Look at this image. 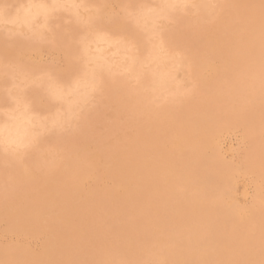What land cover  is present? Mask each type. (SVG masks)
<instances>
[{"label": "rangeland", "instance_id": "rangeland-1", "mask_svg": "<svg viewBox=\"0 0 264 264\" xmlns=\"http://www.w3.org/2000/svg\"><path fill=\"white\" fill-rule=\"evenodd\" d=\"M70 1L73 0H0V6L3 7L0 8V124L9 125L13 120L20 119L25 113L24 108L25 111L32 110L33 116L27 125L29 135L27 143L9 144L0 138L2 145L0 146V264H49L48 260L42 258L45 249H48V252L46 250L48 254L57 253L53 255L57 258L54 261L52 258V264H183L181 260L187 248L194 241L198 239L204 241L208 237L204 229L208 230L211 226L214 229H229L223 211L224 206L226 208L229 205L241 213H246L253 207V220L256 221V225L259 222L256 226L258 228L242 227L243 230L237 234L241 244L245 245L243 249L245 252L241 253L235 264H247L248 261V264H257L256 262L264 264V244H261L264 242V0H179L165 7L166 4L162 0ZM49 3L58 5L53 7ZM84 3L89 6H84ZM37 5L50 6V12L36 14L35 18L33 16L24 23L19 14L32 9L34 11ZM178 5L182 6L179 8ZM22 6L23 13L20 12ZM161 8H163L162 12ZM96 9L99 15L101 14V18ZM150 17L154 21L148 20L151 19ZM5 18H8L7 21L4 20ZM166 19L168 21L165 23ZM95 25L99 28V32ZM118 26L120 29H116ZM40 30L41 34L38 33ZM74 30L78 34L73 35ZM123 41L125 42L122 43ZM209 45H212V49ZM61 47L63 50L66 49L63 51ZM15 48L20 50L17 52ZM21 48L28 50L27 53ZM78 48L82 50L79 51ZM131 48L135 51H131ZM148 49L151 52H148ZM92 56L97 58L94 59ZM13 57L19 61L17 62ZM24 64L27 68H23ZM31 66L32 68L29 69ZM96 68L98 71L95 70ZM95 72L98 74L96 75ZM167 73H170L171 77ZM219 74L220 77L217 79L216 75ZM72 75L76 77L71 78ZM159 76L165 78V84L161 88L157 87ZM54 78L57 82H54L56 81ZM89 78L92 80L88 81ZM71 82L80 84L79 87L83 86L73 89V94H66L68 97L65 96L64 101L54 98L57 88L67 84L73 86L74 83ZM61 83L63 85H60ZM45 84H47L46 88ZM50 86H53L52 89ZM75 90L78 94L81 92L79 94L81 97L77 93L75 97ZM72 95L76 102L72 100ZM161 96L163 99H159L162 98ZM43 101H47L48 104ZM68 103H70L69 110L66 108ZM53 110L58 111L56 113ZM8 111L11 114H8ZM5 115L14 119L9 117L8 119ZM42 115L45 120L42 119ZM54 116L58 117L59 121ZM56 121L57 123H54ZM39 122L41 125H38ZM201 138L208 139L207 147L212 150L206 147L208 151L201 153H204L206 158L208 157L206 155H209L212 159L211 163L214 162V166L208 162L210 164L206 169L212 168L209 173H226L225 175L228 176L224 175L223 180L214 179L215 181L210 182L207 179V181L205 178L210 175L205 177V169L197 167L194 163L196 159L192 160L194 157L190 152L195 150L192 145ZM91 152H94L95 158ZM172 165H174L173 171L169 172ZM228 167L232 168L229 170ZM244 176L246 178H242ZM133 177H136L134 182ZM120 182L130 183L129 187L133 191L127 196L115 197L113 193ZM135 182L136 185H133ZM222 191L225 194L222 195ZM175 208L180 210L176 211ZM39 210L40 212H37ZM258 233L260 236L257 235ZM46 243L49 244L46 246ZM65 243H68V247ZM61 244L65 245L66 250H62ZM48 245L53 246L48 247ZM157 246L159 249H156ZM54 247H57V250H54ZM172 249L174 253L171 252ZM252 249L257 250L258 253L255 254ZM26 252L28 255L24 254ZM259 252L260 256H258ZM35 255L39 259L35 258ZM169 259L172 260L168 261ZM217 264H225V262L219 261Z\"/></svg>", "mask_w": 264, "mask_h": 264}, {"label": "bare ground", "instance_id": "bare-ground-1", "mask_svg": "<svg viewBox=\"0 0 264 264\" xmlns=\"http://www.w3.org/2000/svg\"><path fill=\"white\" fill-rule=\"evenodd\" d=\"M12 1V0H11ZM36 1V0H35ZM50 1V0H49ZM74 1V0H73ZM73 1H70V2H73ZM85 1V0H84ZM105 1H107V0H105ZM196 1V0H195ZM198 1V0H197ZM9 2V1H8ZM31 2V1H30ZM59 2V1H58ZM69 2V1H68ZM68 2H67V4H68ZM77 2V1H76ZM162 2L164 3V4H166V5H164V7L165 6H167V5H171V4H174V3H177V2H179V0H162ZM184 2V1H183ZM183 2H181V3H183ZM46 3V2H45ZM81 3V2H80ZM105 3V2H104ZM107 3V2H106ZM110 3V2H109ZM158 3V2H157ZM162 3V4H163ZM187 3V2H186ZM3 4V3H2ZM5 4V3H4ZM9 4V3H8ZM8 4H5V5H8ZM44 4V3H43ZM47 4V3H46ZM49 4H52V6L54 7V6H56V5H58V4H56V5H53V3H49ZM60 4H62V3H60ZM116 4H118V3H116ZM179 4V3H178ZM1 5V4H0ZM34 5V4H33ZM32 5V6H33ZM81 5V4H80ZM80 5H77V6H79V7H81ZM110 5V4H109ZM119 5V4H118ZM160 5H161V3H160ZM201 5H202V3H201ZM4 6V5H3ZM62 6V5H61ZM69 6V5H68ZM84 6H89V5H85V3H84ZM91 6V5H90ZM105 6V5H104ZM176 6V5H175ZM179 6V5H178ZM177 6V7H178ZM182 6V5H181ZM181 6H179V8L181 7ZM184 6V5H183ZM8 7V6H7ZM21 7V6H20ZM24 7H25V5H24ZM27 7V6H26ZM29 7V6H28ZM57 7V6H56ZM101 7H103V6H101ZM113 7H114V5H113ZM120 6H118V8H119ZM147 7V6H146ZM174 7V6H173ZM0 8H3L2 6H0ZM16 8V7H15ZM14 8V9H15ZM72 8V7H71ZM84 8V7H83ZM94 8V7H93ZM104 8H106V7H104ZM144 8V7H143ZM148 8H150V7H148ZM166 8H168V7H166ZM198 8V7H197ZM8 9V8H7ZM6 9V10H7ZM18 9H20V8H18ZM28 9V8H27ZM52 9V8H51ZM62 9V8H61ZM64 9V8H63ZM69 9H70V6H69ZM74 9H76V8H74ZM82 9V8H81ZM95 9V8H94ZM100 9V8H99ZM103 9V8H102ZM162 9L163 8H161V12H162ZM199 9V8H198ZM209 9V8H208ZM5 10V11H6ZM21 10H23V6H22V8L20 9V12H22ZM60 10V9H59ZM65 10V9H64ZM72 10V9H71ZM83 10V9H82ZM169 10H171L172 11V9H170L169 8ZM175 10H177V9H175ZM178 10H181V9H178ZM4 11V10H3ZM9 11V10H8ZM16 11V10H15ZM25 11V10H24ZM66 11V10H65ZM68 11V10H67ZM74 11V10H73ZM76 11V10H75ZM102 11V10H101ZM145 11V10H144ZM156 11H157V9H156ZM155 11V12H156ZM158 11H159V7H158ZM202 11V10H201ZM7 12V11H6ZM14 12V11H13ZM17 12V11H16ZM48 12H50V6L49 7H46V6H44V5H37V6H35L34 7V11H33V9H32V11H26V12H22L23 14H19L20 15V17H21V20L22 21H24V23L26 22L27 23V21L31 18V17H33L34 15H36V14H39V13H44V14H48ZM72 12V11H71ZM96 12H97V14L99 15V13H98V11H97V9H96ZM175 12V11H174ZM208 12V11H207ZM2 13V12H1ZM5 13V12H4ZM8 13V12H7ZM17 13H19V12H17ZM54 13L55 12H53V15H54ZM80 13H81V11H80ZM82 13H83V11H82ZM120 13H121V11H120ZM140 13H141V11H140ZM139 13V14H140ZM145 13V12H144ZM148 13V12H147ZM151 14H152V11L150 12ZM153 13H154V9H153ZM160 13V12H159ZM173 13V12H172ZM12 14V13H11ZM11 14H9V15H11ZM16 14V13H15ZM15 14H13V15H15ZM52 14V13H51ZM72 14H73V12H72ZM150 14V15H151ZM163 14H165V13H163ZM2 15H4V14H2ZM1 15V16H2ZM76 15V14H75ZM80 15V14H79ZM81 15H83V14H81ZM101 15V14H100ZM99 15V16H100ZM144 15V14H143ZM142 15V16H143ZM149 15V14H148ZM171 15V14H170ZM4 16H7L8 17V15H4ZM93 16V15H92ZM96 17H97V15H95ZM94 16V17H95ZM119 16V15H118ZM141 16V15H140ZM146 16V15H145ZM152 17H153V15H151ZM167 16H168V14H167ZM15 17V16H14ZM47 17V16H46ZM49 17H50V14H49ZM48 17V18H49ZM81 17V16H80ZM79 17V18H80ZM120 17V16H119ZM155 17V16H154ZM159 17V16H158ZM161 17V16H160ZM170 17V16H169ZM168 17V18H169ZM4 18V17H3ZM10 18V17H9ZM11 18H13L12 16H11ZM34 18H35V16H34ZM41 18V17H40ZM77 18V17H76ZM98 19H99V17H97ZM100 18H101V16H100ZM139 18V17H138ZM146 18V17H145ZM151 18V17H150ZM165 18V17H164ZM163 18V19H164ZM2 19V18H1ZM6 19H8V18H5L4 20H6ZM14 19V18H13ZM78 19V18H77ZM3 20V21H4ZM15 20V19H14ZM36 20V19H35ZM38 20H39V18H38ZM122 20V19H121ZM136 20V19H135ZM148 20H153V18H151V19H148ZM7 21V20H6ZM12 21V20H11ZM20 21V20H19ZM31 21V20H30ZM29 21V22H30ZM45 21V20H44ZM82 21V20H81ZM98 21H100V20H98ZM114 21H115V19H114ZM113 21V22H114ZM137 21V20H136ZM135 21V22H136ZM154 21V20H153ZM166 21H168L167 19L165 20V23H166ZM10 22V21H9ZM37 22V21H36ZM35 22V23H36ZM39 22H41V21H39ZM117 22V21H116ZM115 22V23H116ZM121 22H123V20L121 21ZM44 23H46V22H44ZM96 23V22H95ZM114 23V24H115ZM139 23V22H138ZM142 23H144V22H142ZM150 23V22H149ZM11 24V23H10ZM20 24H22V23H20ZM29 24V23H28ZM33 24H34V20H33ZM38 24V23H37ZM43 24V23H42ZM46 24H48V23H46ZM92 24H93V22H92ZM121 24V23H120ZM17 24H15V26H16ZM88 25H90V24H88ZM87 25V26H88ZM94 25V24H93ZM103 25V24H102ZM121 25H123V24H121ZM151 25V24H150ZM149 25V26H150ZM22 26V25H21ZM97 26H99V25H97ZM124 26V25H123ZM122 26V27H123ZM140 26H141V24H140ZM164 26V25H163ZM10 27V26H9ZM14 27V26H13ZM17 27V26H16ZM24 27H25V25H24ZM37 27V26H36ZM47 27H48V25H47ZM95 27H96V25H95ZM94 27V28H95ZM151 27H152V25H151ZM156 27V26H155ZM4 28H7V27H4ZM12 28V27H11ZM15 28V27H14ZM26 28V27H25ZM92 28V27H91ZM97 28V27H96ZM107 28V27H106ZM140 28V27H139ZM153 28V27H152ZM10 29V28H9ZM33 29V28H32ZM80 29V28H79ZM98 29L99 28H97V31H98ZM109 29V28H108ZM116 29H120L119 28V26H118V28H116ZM151 29V28H150ZM158 29V28H157ZM12 30V29H11ZM14 30V29H13ZM33 30H35V29H33ZM77 30H78V27H77ZM81 30V29H80ZM83 30H85V29H83ZM89 30H91V29H89ZM95 30V29H94ZM126 30V29H125ZM36 31V30H35ZM35 31H33V32H35ZM46 31V30H45ZM48 31V30H47ZM85 31H87V30H85ZM92 31V30H91ZM100 31V30H99ZM98 31V32H99ZM113 31V30H112ZM145 31V30H144ZM143 31V32H144ZM10 32V31H9ZM101 32H102V30H101ZM104 32H105V30H104ZM130 32V31H129ZM32 33V32H31ZM36 33V32H35ZM39 34H41V30H40V32H38ZM45 33V32H44ZM49 33V32H48ZM48 33L46 34V35H48ZM74 33H76V34H78L77 32H75V30H74V32H73V35H74ZM109 33V32H108ZM108 33H105L106 35L108 34ZM121 33V32H120ZM127 33H128V31H127ZM126 33V34H127ZM144 33H146V32H144ZM156 33V32H155ZM11 34V33H10ZM15 34V33H14ZM98 35H101V34H99V33H97ZM96 34V35H97ZM125 34V35H126ZM152 34H153V32H152ZM160 34V33H159ZM12 35V34H11ZM42 35H43V33H42ZM42 35H40V36H42ZM82 35H83V32H82ZM91 35V34H90ZM94 35V34H93ZM97 35V36H98ZM109 36H110V34H108ZM114 35H116V34H114ZM143 35V34H142ZM148 35H150V34H148ZM39 36V35H38ZM80 36V35H79ZM102 36V35H101ZM113 36V35H112ZM132 36V35H131ZM136 36H137V34H136ZM155 36V35H154ZM154 36H153V39H154ZM157 36V35H156ZM75 37V36H74ZM90 37V36H89ZM95 37V36H94ZM119 37V36H118ZM134 38H135V36H133ZM147 37V36H146ZM145 37V38H146ZM160 37V36H159ZM158 37V38H159ZM47 38H48V36H47ZM79 38V37H78ZM84 38V37H83ZM93 38V37H92ZM97 38V37H96ZM106 38H109V37H106ZM114 38H115V36H114ZM134 38H132L133 40H134V42H135V39ZM139 38V37H138ZM167 38V37H166ZM207 38V37H206ZM212 38H214V37H212ZM14 40L16 39V38H13ZM81 39V38H80ZM88 40H89V38H87ZM87 39H85V40H87ZM99 39H100V37H99ZM102 39V38H101ZM105 39V38H104ZM121 39V38H120ZM131 39V40H132ZM142 39V38H141ZM106 40V39H105ZM104 40V41H105ZM108 40V39H107ZM106 40V41H107ZM111 40H112V38H111ZM114 40V39H113ZM209 40H211L210 38H209ZM213 41H214V39H212ZM216 40V39H215ZM78 41V40H77ZM80 41V40H79ZM92 42H93V39L91 40ZM138 41V40H137ZM136 41V42H137ZM139 41H140V39H139ZM138 41V42H139ZM212 41V42H213ZM75 42V41H74ZM89 42H90V40H89ZM102 42V41H101ZM110 42V41H109ZM113 42H115V41H113ZM118 42H119V39H118ZM121 42V41H120ZM125 41H123L122 43H124ZM131 42V41H130ZM156 42H158V41H156ZM164 42V41H163ZM80 43V42H79ZM81 43H83V42H81ZM91 43V42H90ZM104 43H106V42H104ZM160 43H162V42H160ZM211 43V42H210ZM214 43V42H213ZM55 44V43H54ZM65 44H67V43H65ZM108 44V43H107ZM116 44V43H115ZM150 44V43H149ZM152 44V43H151ZM166 44V43H165ZM74 45V44H73ZM94 45V44H93ZM108 45H110V44H108ZM113 45V44H112ZM124 45V44H123ZM133 45H135V44H133ZM213 45H215V44H213ZM16 46V45H15ZM14 46V47H15ZM64 46V45H63ZM82 46H83V44H82ZM89 46V45H88ZM111 46V45H110ZM114 46V45H113ZM151 46V45H150ZM161 46V45H160ZM170 46V45H169ZM169 46H167V47H169ZM210 46V45H209ZM212 46V45H211ZM210 46V47H211ZM13 47V48H14ZM17 47H19V46H17ZM65 47H67V46H65ZM64 47V48H65ZM75 47H77V46H75ZM87 47V46H86ZM92 47H94V46H92ZM103 47H105V46H103ZM117 47V46H116ZM126 47V46H125ZM143 47H145V46H143ZM147 47V46H146ZM209 47V48H210ZM264 47V46H263ZM13 48H11L12 50H13ZM59 47L57 46V49H58ZM62 48V47H61ZM70 48H73L72 46H70ZM69 48V49H70ZM100 48V46L98 47V49ZM113 48V47H112ZM118 48V47H117ZM140 48H142V47H140ZM154 48V47H153ZM158 48V47H157ZM10 49V50H11ZM22 49V48H21ZM66 49V48H65ZM64 49V50H65ZM68 49V48H67ZM86 49H88V48H86ZM90 49V48H89ZM115 49V48H114ZM119 49V48H118ZM121 49H124L123 47H121ZM127 49V48H126ZM132 49V48H131ZM138 49V48H137ZM142 49H144V48H142ZM169 49H171V48H169ZM211 49H212V47H211ZM8 50V49H7ZM15 50H17V48H15ZM20 50V49H19ZM19 50H17V52L19 51ZM22 50H24L25 51V49H22ZM27 50V49H26ZM61 50H63V48L61 49ZM63 50V51H64ZM78 50H79V48H78ZM82 50V49H81ZM81 50H79V51H81ZM84 50H85V48H84ZM92 49H90V51H91ZM103 50V49H102ZM110 50V49H109ZM134 49H132L131 51H133ZM140 50V49H139ZM139 50H138V52H139ZM149 51L148 52H151L150 51V49H148ZM155 50V49H154ZM163 50V49H162ZM28 51V50H27ZM27 51H25L26 53H27ZM59 51V50H58ZM72 51V50H71ZM73 51H74V49H73ZM76 51V50H75ZM78 51V52H79ZM86 51V50H85ZM88 51V50H87ZM95 51V50H94ZM135 51V50H134ZM142 52H143V50H141ZM144 51H145V49H144ZM147 51V50H146ZM164 51H165V49H164ZM213 51V50H212ZM261 51H262V49H261ZM7 52V51H6ZM8 52H11V51H8ZM92 52V51H91ZM96 52V51H95ZM114 52H116V51H114ZM130 52V51H129ZM147 52V53H148ZM161 52V51H160ZM167 52V51H166ZM170 53H171V51H169ZM168 52V53H169ZM209 52V51H208ZM21 53V52H20ZM60 53V52H59ZM59 53H58V55H59ZM76 53V52H75ZM83 53V52H82ZM101 53V52H100ZM104 53H105V51H104ZM103 53V54H104ZM127 53V52H126ZM146 53V52H145ZM163 53V52H162ZM165 53V52H164ZM173 53H174V51H173ZM211 53V52H210ZM13 54H14V50H13ZM16 54V53H15ZM23 54H24V52H23ZM52 53H50V55H51ZM85 54V53H84ZM102 54V55H103ZM113 54V53H112ZM115 54V53H114ZM134 54H136V53H134ZM138 54V53H137ZM5 55H7V54H5ZM28 55V54H27ZM73 55V54H72ZM94 55H97V54H94ZM118 55V54H117ZM129 55H131L130 53H129ZM133 55V54H132ZM138 55H140V54H138ZM137 55V56H138ZM149 55V54H148ZM147 55V56H148ZM166 55H168L167 53H166ZM171 55V54H170ZM14 56V55H13ZM16 56V55H15ZM20 56V55H19ZM25 56V55H24ZM56 56V55H55ZM62 56V55H61ZM64 56V55H63ZM62 56V57H63ZM67 57H68V55H66ZM70 56V55H69ZM87 56V55H86ZM85 56V57H86ZM89 56V55H88ZM98 56V55H97ZM112 56V55H111ZM121 56V55H120ZM136 56V55H135ZM156 56H158V55H156ZM213 56V55H212ZM12 57V56H11ZM11 57H9L10 59H11ZM17 57V56H16ZM16 57H13V58H16ZM30 57V56H29ZM93 57V56H92ZM96 57V56H95ZM95 57H93L94 59H95ZM118 57V56H117ZM134 57V56H133ZM149 57V56H148ZM165 57V56H164ZM169 57V56H168ZM8 58V59H9ZM22 58H24V57H22ZM89 58H90V56H89ZM89 58H87L86 57V59H89ZM92 58V59H93ZM97 58V57H96ZM99 58H101L102 59V57H100L99 56ZM98 58V59H99ZM108 58H109V56H108ZM114 58V57H113ZM122 58V57H121ZM121 58H120V60H121ZM126 58H128V57H126ZM139 58H141V57H139ZM144 58V57H143ZM170 58V57H169ZM180 57H178V59H179ZM205 58V57H204ZM20 59V58H19ZM68 59V58H67ZM106 59V58H105ZM110 59V58H109ZM112 59V58H111ZM153 59V58H152ZM156 59V58H155ZM158 59V58H157ZM162 59H164V58H162ZM177 59V60H178ZM180 59H182V58H180ZM16 60H17V58H16ZM26 60V59H25ZM66 60V59H65ZM64 60V61H65ZM69 60V59H68ZM135 60V59H134ZM144 60V59H143ZM165 60H168V59H166L165 58ZM171 60V59H170ZM170 60H168V61H170ZM183 60V59H182ZM206 60V59H205ZM213 60V59H212ZM19 60H17V62H18ZM63 61V62H64ZM88 61V60H87ZM103 61V60H102ZM117 61V60H116ZM136 61V60H135ZM150 61V60H149ZM172 61H175V60H173L172 59ZM215 61V60H214ZM68 62H70V61H68ZM72 62V61H71ZM82 62V61H81ZM93 62V61H92ZM98 62H100V61H98ZM128 62V61H127ZM137 62V61H136ZM139 62H141V60L139 61ZM138 62V63H139ZM155 62V61H154ZM154 62H153V64H154ZM162 62V61H161ZM179 62V61H178ZM184 62V61H183ZM218 62V61H217ZM216 62V63H217ZM262 62V61H261ZM85 63V62H84ZM112 63H113V61H112ZM143 63V62H142ZM148 63V62H147ZM146 63V64H147ZM152 63V62H151ZM173 62H171V64H172ZM176 63V62H175ZM210 63V62H209ZM208 63V64H209ZM15 64V63H14ZM21 64H23V63H21ZM66 64V63H65ZM92 64H94V63H92ZM100 64V63H99ZM105 64V63H104ZM129 64V63H128ZM128 64H126V65H128ZM130 64H131V62H130ZM129 64V65H130ZM136 64V63H135ZM135 64H133V65H135ZM140 64V63H139ZM161 64V63H160ZM170 64V65H171ZM185 64V63H184ZM69 65H71V63H69ZM97 65V64H96ZM95 65V66H96ZM113 65V64H112ZM116 65V64H115ZM128 65V66H129ZM138 65V64H137ZM148 65V64H147ZM155 65H157L156 64V62H155ZM173 65V64H172ZM180 65V64H179ZM20 66V65H19ZM25 66V64L23 65V68H27V66L26 67H24ZM29 66V65H28ZM66 66H68V65H66ZM73 66V65H72ZM86 66V65H85ZM89 66V65H88ZM93 66V65H92ZM104 66V65H103ZM131 66V65H130ZM182 66V65H181ZM188 66V65H187ZM187 66H185V68L187 67ZM211 66H213V65H211ZM219 66V65H218ZM15 67H17V65L15 66ZM21 67V66H20ZM64 67V66H63ZM71 67V66H70ZM69 67V68H70ZM75 67V66H74ZM73 67V69H76V68H74ZM94 67V66H93ZM102 67V66H101ZM114 67V66H113ZM125 67V66H124ZM142 67V66H141ZM151 67V66H150ZM166 67V66H165ZM165 67H164V69H165ZM172 67V66H171ZM170 67V68H171ZM177 67V66H176ZM175 67V68H176ZM210 67V66H209ZM214 67H217V66H214ZM32 68V66L29 68V69H31ZM34 68V67H33ZM68 68V69H69ZM84 68H86V67H84ZM88 68V67H87ZM86 68V69H87ZM105 68V67H104ZM130 68V67H129ZM145 68V67H144ZM155 69H156V67H154ZM162 68V67H161ZM181 68V67H180ZM190 68V67H189ZM188 68V69H189ZM211 68V67H210ZM219 68H221V67H219ZM22 69V68H21ZM43 69H44V67H43ZM66 69V68H65ZM71 69V68H70ZM78 69V68H77ZM90 69V68H89ZM106 69V68H105ZM135 69V68H134ZM141 69V68H140ZM149 69V68H148ZM167 69H168V67H167ZM28 70V69H27ZM50 70V69H49ZM54 70H56V68H54ZM58 70V69H57ZM60 70V69H59ZM84 70V69H83ZM95 70H97V68L95 69ZM100 70V69H99ZM107 70H108V68H107ZM138 70V69H137ZM146 70V69H145ZM144 70V71H145ZM187 70V69H186ZM216 70V69H215ZM214 70V71H215ZM14 71H16V70H14ZM24 71H26V70H24ZM32 71H33V69H32ZM35 71V70H34ZM88 71V70H87ZM86 71V72H87ZM90 71V70H89ZM88 71V72H89ZM98 71V70H97ZM150 71H151V69H150ZM168 71V70H167ZM166 71V72H167ZM177 71V70H176ZM188 71V70H187ZM260 71H262V70H260ZM28 72V71H27ZM46 72H48V71H46ZM50 72V71H49ZM57 72V71H56ZM68 72H71V71H68ZM80 72V71H79ZM91 72V71H90ZM93 73H94V71H92ZM107 72H109V71H107ZM113 72V71H112ZM137 72H139V73H141L140 71H136V73ZM143 72V71H142ZM146 72V71H145ZM153 72V71H152ZM151 72V74H153ZM160 72H161V70H160ZM165 72V71H164ZM184 72V71H183ZM194 72V71H193ZM206 72V71H205ZM211 72H213V71H211ZM210 72V73H211ZM41 73H43L44 74V72H41ZM63 73H65V72H63ZM76 73V72H75ZM78 73V72H77ZM76 73V74H77ZM92 73V74H93ZM134 73V72H133ZM156 73H158V72H156ZM162 73H163V71H162ZM218 73H221V71H218ZM262 73H263V71H262ZM23 74V73H22ZM71 74H74V73H72L71 72ZM81 74V73H80ZM80 74H79V76H80ZM95 74H96V72H95ZM94 74V75H95ZM98 74V73H97ZM96 74V75H97ZM102 74V73H101ZM120 74H121V72H120ZM149 74V73H148ZM168 74V73H167ZM181 74V73H180ZM189 74V73H188ZM191 74V73H190ZM215 74H216V72H215ZM40 75V74H39ZM46 75H47V73H46ZM66 75H67V73H66ZM70 75V74H69ZM87 75V74H86ZM112 75V74H111ZM129 75V74H128ZM141 75V74H140ZM143 75H145V74H143ZM160 75H161V73H160ZM169 76H170V73L168 74ZM177 75V74H176ZM184 75V74H183ZM186 75V74H185ZM15 76H17V75H15ZM19 76H20V74H19ZM32 76V75H31ZM73 76V75H72ZM71 76V78H74V76L72 77ZM83 76V75H82ZM82 76H81V78H82ZM100 76V75H99ZM106 76V75H105ZM151 76V75H150ZM154 76H157V75H154ZM30 77V76H29ZM28 77V78H29ZM48 77H49V74H48ZM56 77H57V75H56ZM63 77V76H62ZM76 77V76H75ZM87 77V76H86ZM89 77H91V76H89ZM95 77V76H94ZM109 77V76H108ZM145 77H146V75H145ZM168 77V76H167ZM166 77V78H167ZM171 77V76H170ZM180 77V76H179ZM192 77H193V75H192ZM216 77H218L217 79H219V77H220V74H219V76H217L216 75ZM21 78H24L23 76H21ZM31 78V77H30ZM39 78V77H38ZM68 78V77H67ZM107 78V77H106ZM123 78V77H122ZM127 78V77H126ZM25 79V78H24ZM57 79H58V77H57ZM57 79L56 78H54V80H56V81H54V82H57ZM65 79V78H64ZM69 79V78H68ZM88 79V78H87ZM134 79H135V76H134ZM139 79H140V77H139ZM143 79V78H142ZM145 80H146V78H144ZM151 79H152V77H151ZM171 79V78H170ZM175 79H178V78H175ZM181 79V78H180ZM185 79V78H184ZM193 79V78H192ZM214 79H215V77H214ZM37 80V79H36ZM41 80L43 81V79L41 78ZM45 80H46V78H45ZM50 80V79H49ZM58 80H60V79H58ZM67 80V79H66ZM69 80H71V79H69ZM73 81H74V79H72ZM84 80V79H83ZM92 80V78L90 79L89 78V80L88 81H91ZM102 80V82L104 83V81H103V79H101ZM112 80V79H111ZM149 80V79H148ZM80 82L82 81V79L81 80H79ZM94 81H96V78L94 79ZM134 81H136V80H134ZM144 81V80H143ZM179 81V80H178ZM193 81V80H192ZM5 82V81H4ZM12 82V81H11ZM14 82H15V80H14ZM29 82V81H28ZM38 82V81H37ZM41 82V81H40ZM47 82V81H46ZM60 82V81H59ZM58 82V83H59ZM64 82V81H63ZM98 82V81H97ZM108 82V81H107ZM150 82V81H149ZM8 83H9V81H8ZM31 83H33V82H31ZM42 83V82H41ZM45 83V82H44ZM49 83V82H48ZM57 83V84H58ZM74 82H71V84H73ZM89 83V82H88ZM106 83V82H105ZM111 83V82H110ZM130 83V82H129ZM144 83H145V81H144ZM151 83V82H150ZM167 83H169V81L167 82ZM172 83V82H171ZM175 83V82H174ZM1 84V83H0ZM51 84V83H50ZM70 84V83H69ZM83 84V83H82ZM90 84V83H89ZM94 84V83H93ZM101 84V83H100ZM99 84V85H100ZM116 84V83H115ZM146 84H147V82H146ZM165 84V78L164 77H160L159 76V79H157V87L158 88H161V87H163V85ZM184 84V83H183ZM191 84V83H190ZM239 84V83H238ZM241 84V83H240ZM261 84V83H260ZM43 85V84H42ZM46 85L47 84H45V88H46ZM60 85H63L62 83L60 84ZM65 85H66V83H65ZM79 85L80 84H77V83H74V85L72 86H68V84L66 85V86H64V87H62V88H57L56 90V94H55V97L54 98H59V99H63L62 101H64V99H65V96H66V94H70V93H72V92H74V90L73 89H77V87L78 88H80V87H82V86H80L79 87ZM95 85V84H94ZM96 85H97V83H96ZM103 85V84H102ZM140 85V84H139ZM153 85V84H152ZM167 85V84H166ZM9 86V85H8ZM29 86H31V84H29ZM155 86V85H154ZM168 86V85H167ZM263 86V85H262ZM15 87V86H14ZM51 87V86H50ZM49 87V88H50ZM53 87V86H52ZM52 87H51V89H52ZM95 87H97V86H95ZM103 87V86H102ZM102 87H101V89H102ZM156 87V88H157ZM181 87V86H180ZM242 87V86H241ZM26 88V87H25ZM97 88H99V87H97ZM96 88V89H97ZM132 88V87H131ZM165 88V87H164ZM173 88V87H172ZM192 88V87H191ZM190 88V89H191ZM243 88V87H242ZM27 89V88H26ZM48 89V88H47ZM89 89V88H88ZM95 89V88H94ZM105 89V88H104ZM166 89V88H165ZM169 89V88H168ZM233 90H235L234 88H232ZM231 89V90H232ZM1 90V89H0ZM86 90V89H85ZM92 90V89H91ZM147 90H148V88H147ZM159 90V89H158ZM243 90V89H242ZM11 91H13L12 90V88H11ZM10 91V92H11ZM77 91H79V90H77ZM82 91H83V89H82ZM90 91V90H89ZM93 91V90H92ZM98 90H96V92H97ZM104 91V90H103ZM102 91V92H103ZM153 91V90H152ZM156 91V90H155ZM23 92L25 93L26 91L23 89ZM27 92H28V90H27ZM86 92V91H85ZM88 92V91H87ZM86 92V93H87ZM95 92V93H96ZM161 92V91H160ZM185 92V91H184ZM189 92H191V91H189ZM235 92V91H234ZM243 92V91H242ZM241 92V93H242ZM77 92H76V90H75V97H76V95L78 94H76ZM81 93V92H80ZM79 93V94H80ZM84 93V92H83ZM159 93V92H158ZM164 93V92H163ZM167 93H168V90H167ZM235 93H237V91L235 92ZM1 94H2V91H1ZM5 94V93H4ZM54 94V93H53ZM73 94V93H72ZM78 94V95H79ZM148 94V93H147ZM154 94V93H153ZM170 94V93H169ZM175 94V93H174ZM22 95H24V94H22ZM21 95V96H22ZM26 95H28V93L26 94ZM26 95H24V96H26ZM31 95V94H30ZM34 95H35V93H34ZM34 95H32L33 96V98H34ZM91 95H93L94 96V94H92L91 93ZM91 95H89V96H91ZM150 95V94H149ZM156 95H157V93H156ZM178 95V94H177ZM6 96H8V95H6ZM14 96V95H13ZM36 96H37V94H36ZM96 96V95H95ZM176 96V95H175ZM4 97V96H3ZM2 96H1V98H3ZM17 97V96H16ZM20 97V96H19ZM23 97V96H22ZM43 97V96H42ZM48 97H50V96H48ZM66 97H68V96H66ZM70 97H71V95H70ZM72 97H73V99L72 100H75V102L77 101L76 99H74V95H72ZM78 97V96H77ZM79 97H81L80 95H79ZM162 97V96H161ZM173 97V96H172ZM182 97V96H181ZM40 98V97H39ZM44 98V97H43ZM43 98H41V99H43ZM82 98H83V96H82ZM165 98V97H164ZM16 99H18V98H16ZM24 99V98H23ZM22 99V100H23ZM29 99V98H28ZM34 99H37L36 97L34 98ZM40 99V100H41ZM48 99H50V98H48ZM79 99V98H78ZM86 99V98H85ZM90 99V98H89ZM92 99V98H91ZM94 99H96V98H93V100ZM159 99H163V97L162 98H159ZM1 100V99H0ZM10 100V99H9ZM13 100V99H12ZM22 100H20V102L22 101ZM44 100H45V98H44ZM67 100H70V99H67ZM80 100V99H79ZM92 100V101H93ZM155 100V99H154ZM32 101V103H33V100H31ZM30 101V102H31ZM54 102V100H50V102ZM81 101V100H80ZM86 101H88V100H86ZM91 101V102H92ZM13 102V101H12ZM16 101L14 100V103H15ZM35 102H36V100H35ZM43 102H45V101H43ZM79 102V101H78ZM22 103H24V102H22ZM21 103V104H22ZM29 103V102H28ZM45 103H47L48 104V102L46 101ZM61 103V102H60ZM64 103V102H63ZM70 103H72V102H70ZM70 103H68V105H67V110H69V108H70ZM74 103V102H73ZM90 103V102H89ZM21 104H19L20 106H22ZM35 104V103H34ZM40 104V103H39ZM41 104L43 105V103L41 102ZM79 104H81V103H79ZM30 105H31V103H30ZM29 105V106H30ZM50 105H51V103H50ZM53 105V104H52ZM54 105H56V104H54ZM86 105V104H85ZM92 105V104H91ZM31 106H33V105H31ZM36 106V105H35ZM37 106H38V104H37ZM44 106V105H43ZM46 106V105H45ZM48 106V105H47ZM59 106V105H58ZM87 106V105H86ZM262 106V105H261ZM41 107V106H40ZM53 107V106H52ZM75 107H76V105H75ZM84 107V106H83ZM183 107V106H182ZM16 108V107H15ZM14 108V109H15ZM23 108V107H22ZM34 108V107H33ZM42 108V107H41ZM47 108H49V107H47ZM81 108V107H80ZM89 108H91V106L89 107ZM19 109V108H18ZM53 109H54V107H53ZM74 109H76V108H74ZM264 109V108H263ZM29 110V109H28ZM64 110V109H63ZM89 110V109H88ZM16 111V110H15ZM23 111V110H22ZM21 111V112H22ZM32 111V110H31ZM31 111L29 112V111H25V108H24V112L25 113H23L22 114V116L21 115H19V116H21V118L20 119H18V120H13L14 119V117H13V119L10 117V116H7V115H5V116H7V118L9 117V118H11L12 120H13V123H11V124H9V125H3L2 126V123L0 124L1 125V127H0V138H2L3 140H5L7 143H9V144H15V145H21V144H24V143H27V141H28V123H29V121H30V118H31V116H32V113H31ZM49 111H50V109H49ZM56 111H58V110H56ZM56 111H54L53 110V112H56ZM62 111V110H61ZM74 111V110H73ZM14 112V111H13ZM17 112H19V111H17ZM28 112V113H27ZM34 112V111H33ZM36 112H38V111H35V113ZM51 112H52V110H51ZM60 112V111H59ZM75 112V111H74ZM6 113V112H5ZM43 113H44V111H43ZM45 113H46V111H45ZM57 113V112H56ZM56 113H54V115H56ZM8 114H11L9 111H8ZM15 114V113H14ZM17 114V113H16ZM15 114V115H16ZM47 114H48V110H47ZM49 114H51V113H49ZM61 113H59V115H60ZM63 114H64V112H63ZM68 114H70L69 112H68ZM73 114V113H72ZM76 114H77V112H76ZM18 115V114H17ZM52 115V114H51ZM58 115V114H57ZM65 115V114H64ZM80 115V114H79ZM40 116V118H41V115H39ZM38 116V117H39ZM45 116H46V114H45ZM16 117V116H15ZM33 117V116H32ZM49 117H51V116H49ZM54 117H56V116H54ZM8 118V119H9ZM34 118H35V116H34ZM44 118V115H42V119ZM52 118V117H51ZM58 117H56V119H57ZM62 118H64V116H62ZM67 118H69V117H67ZM73 118V117H72ZM71 118V119H72ZM78 118V117H77ZM1 119V118H0ZM10 119V120H11ZM33 119V118H32ZM38 119V118H37ZM56 119H54V120H56ZM70 119V118H69ZM11 120V121H12ZM34 120V119H33ZM41 120V119H40ZM39 120V121H40ZM44 120H45V118H44ZM44 120L42 121V122H44ZM54 120H52V121H54ZM64 120V119H63ZM8 121V120H7ZM15 121V122H14ZM37 121V120H36ZM58 121H59V118H58ZM68 122H69V120H67ZM49 122V121H48ZM47 122V123H48ZM73 122V121H72ZM31 123V122H30ZM40 123V122H39ZM54 123H57V121L56 122H54ZM53 123V124H54ZM5 124H6V121H5ZM49 124V123H48ZM48 124H46V125H48ZM52 124V123H51ZM63 124H65V123H63ZM36 125H37V123H36ZM35 125V126H36ZM38 125H41V123L40 124H38ZM43 125V124H42ZM58 125V124H57ZM56 125V126H57ZM62 125V124H61ZM53 126V125H52ZM59 126V125H58ZM57 126V127H58ZM66 126H67V124H66ZM68 126H70V125H68ZM34 127V126H33ZM37 127H40V126H37ZM60 127V126H59ZM62 127V126H61ZM42 128V127H41ZM40 128V129H41ZM50 129V128H49ZM61 129V128H60ZM39 130V129H38ZM44 130V129H43ZM56 130H57V128H56ZM34 131V130H33ZM50 131V130H49ZM53 131V130H52ZM51 131V132H52ZM30 132V131H29ZM46 132V131H45ZM31 133V132H30ZM40 133V132H39ZM47 133V132H46ZM49 133V132H48ZM32 134H33V132H32ZM41 134V133H40ZM39 134V135H40ZM34 135V134H33ZM36 135V134H35ZM34 137V136H33ZM264 137V136H263ZM205 138H207V137H205ZM209 138V137H208ZM30 139V138H29ZM32 139V138H31ZM210 139L212 140V136L210 137ZM34 140H36V138L34 139ZM210 140V141H211ZM2 141V140H1ZM32 142H34V141H32ZM31 142V143H32ZM211 142H213V140L211 141ZM210 142V143H211ZM7 143H6V146H8L7 145ZM29 143H30V140H29ZM28 143V144H29ZM3 144V143H2ZM88 144V143H87ZM209 143H208V139H202L201 138V140H199V142L197 141V142H195V144L194 145H192V148H194L195 150L193 151V152H190V153H193V156L192 157H194V158H192V160L193 159H196V162L194 161V163H196L197 164V167H200V169L201 168H204L205 169V171H206V175H205V177H207L208 175H210L209 177H207V178H205L206 180L208 179L210 182L211 181H215L214 179H219V180H223L224 179V175L226 174V173H223L222 174V172L221 173H212V175H211V173H209V171L211 170L212 171V168L210 169V170H207L206 168L208 167V165L212 162V159L209 157V155H206V156H208L207 158L205 157V155H204V153H201L202 151H205V150H207V149H209L208 147H207V145H208ZM214 144V143H213ZM5 145V144H4ZM26 145V144H25ZM25 145H24V148H25ZM33 145H35V143L33 144ZM0 146H2V145H0ZM5 146V147H6ZM32 146V145H31ZM88 146V145H87ZM210 146V145H209ZM15 147V146H14ZM17 147V146H16ZM28 147H29V145H28ZM171 147V146H170ZM207 147V149H205ZM263 147V146H262ZM13 148V147H12ZM10 148L8 147V149L7 150H9ZM30 149V148H29ZM91 149V148H90ZM211 149V148H210ZM209 149V150H210ZM17 150V149H16ZM26 150V149H25ZM93 150V149H92ZM92 150H90V151H92ZM89 151V150H88ZM208 151V150H207ZM210 151H212V150H210ZM215 151V150H214ZM261 151V150H260ZM263 151V150H262ZM97 152V151H96ZM206 152V151H205ZM92 153V155H93V153L94 152H91ZM99 153V152H98ZM263 153V152H262ZM89 154V153H88ZM207 154V153H206ZM211 154V153H210ZM213 154H214V152H213ZM93 157L95 158V155H93ZM212 157H213V155H212ZM218 161V160H217ZM208 162H210L209 164H208ZM236 163V162H235ZM243 163V162H242ZM212 165L214 164V162L213 163H211ZM243 164H245V163H243ZM248 165V164H247ZM246 165V166H247ZM174 165H172V167L169 169V172H172L173 171V167ZM214 166V165H213ZM237 166V165H236ZM241 166V165H240ZM239 166V167H240ZM243 166V165H242ZM230 167V166H229ZM228 167V168H229ZM238 167V166H237ZM53 168V167H52ZM227 168V167H226ZM232 168V167H231ZM231 168H229V170L231 169ZM233 168H234V166H233ZM240 168H243V167H240ZM246 168V167H245ZM251 168H253V167H251ZM26 169V168H25ZM129 169V168H128ZM134 169V168H133ZM132 169V170H133ZM235 169V168H234ZM239 169V168H238ZM248 169H250V167L248 168ZM254 169V168H253ZM253 169H252V171H253ZM198 170V169H197ZM222 170H224V168L222 169ZM228 170V171H229ZM256 170V169H255ZM123 171V170H122ZM226 172H227V170H225ZM241 171V170H240ZM239 171V172H240ZM246 171V170H245ZM258 171V170H257ZM256 171V173H258ZM128 172V171H127ZM129 172H130V170H129ZM168 172V173H169ZM198 172H199V170H198ZM31 173H32V170H31ZM123 173H124V171H123ZM240 173H242V172H240ZM239 173V174H240ZM246 173V172H245ZM228 174V173H227ZM232 174V173H231ZM249 174V173H248ZM251 174V173H250ZM25 175H26V173H25ZM243 175V174H242ZM247 175V174H246ZM257 175V174H256ZM124 176V175H123ZM128 175H126V177H127ZM225 176H228V175H225ZM233 176V175H232ZM252 176H253V174H252ZM259 177V176H258ZM28 178V177H27ZM135 178L136 177H133V182L135 181ZM228 178H230V177H228ZM242 178H246L245 176L244 177H242ZM255 178H256V176H255ZM127 179V178H126ZM230 179H232V178H230ZM257 179V178H256ZM263 179V178H262ZM28 180V179H27ZM122 180V179H121ZM128 180V179H127ZM131 180V179H130ZM207 180V181H208ZM250 180H251V178H250ZM257 180H259V179H257ZM261 180V179H260ZM125 181V180H124ZM231 181V180H230ZM128 182H129V180H128ZM128 182H124V183H122V182H120L119 184L120 185H118L116 188V190L114 191V193H113V195L115 196V197H123V196H127L128 194H129V192H131V191H133L132 190V188H130L129 187V184L130 183H128ZM137 182V181H136ZM136 182L133 184V185H136ZM210 182H209V184H210ZM232 182V181H231ZM114 183V182H113ZM221 183V182H220ZM224 183V182H223ZM116 184V183H115ZM206 184H208V183H206ZM219 184V183H218ZM225 184H226V182H225ZM225 184H221V185H225ZM217 185V184H216ZM219 186V185H218ZM216 187V186H215ZM221 189H223L222 187H221ZM179 190V189H178ZM263 190V189H262ZM223 193L225 194V192L224 191H222V195H223ZM48 194V193H47ZM49 194H51V193H49ZM171 194L173 195L174 194V188L171 190ZM53 196H54V194H53ZM184 196H186V195H184ZM183 196V197H184ZM198 197H199V195H197ZM187 197V196H186ZM185 197V198H186ZM189 197V196H188ZM187 197V198H188ZM192 197V196H191ZM195 197V196H194ZM193 197V198H194ZM181 198V197H180ZM193 198H192V200H193ZM204 198V197H203ZM196 199V198H195ZM201 199V198H200ZM181 199H179V201H180ZM191 200V201H192ZM182 201V200H181ZM183 201H185V200H183ZM263 201V200H262ZM188 203L190 202V201H187ZM183 203V202H182ZM185 203V202H184ZM191 203V202H190ZM187 204V203H186ZM201 204H202V202H201ZM178 205H179V203H178ZM177 205V206H178ZM188 205V204H187ZM200 204L198 203V206H199ZM225 205V204H224ZM176 206V205H175ZM182 207H183V204H182ZM187 207V206H186ZM191 208V207H190ZM201 208V207H200ZM21 209V208H20ZM23 209V208H22ZM176 209V208H175ZM180 209H181V206H180ZM180 209H176V211L177 210H180ZM198 210H199V208H197ZM253 207H252V209H250L249 211H247L246 213H241L238 209H236L235 207H231L230 205L229 206H226V208H225V206H224V208H223V211H225V219H226V222L229 224V229H223V228H221V229H218V228H215L214 229V227L213 226H211V227H209V229L208 230H206V229H204L205 230V232L206 233H208V237H206V240H202V239H198V240H196V241H194V243H193V241H192V245H190L188 248H187V250L185 251V255H184V257L182 258V263L183 264H213V263H215V264H217V263H219V261H222V262H225V264H235V263H237L238 262V257H240L241 256V253L242 252H245V251H243V249H244V246L245 245H243V244H241V242H240V239H238L237 238V234L239 233V231L241 230H243L242 229V227H249V228H251V229H255V228H258V227H256L258 224H259V222H258V224L256 225V221H254L253 220ZM18 210V209H17ZM25 210H27V209H25ZM38 210V209H37ZM41 210V209H40ZM40 210L39 211H37V212H40ZM56 210V209H55ZM67 210V209H66ZM69 210V209H68ZM183 210V209H182ZM184 210H185V208H184ZM35 211V210H34ZM59 211V210H58ZM71 211V210H70ZM172 211H173V209H172ZM17 212V211H16ZM22 212V211H21ZM28 212V211H27ZM33 212V211H32ZM52 212V211H51ZM186 212V211H185ZM189 212V211H188ZM191 212V211H190ZM24 213V212H23ZM34 213V212H33ZM54 213H56V212H54ZM180 213V212H179ZM187 213V212H186ZM29 214V213H28ZM32 214V213H31ZM67 214H69V213H67ZM67 214H65V215H67ZM172 214V213H171ZM188 214V213H187ZM41 215H42V213H41ZM51 215V214H50ZM177 215V214H176ZM192 215H194V214H192ZM196 215H197V212H196ZM257 215V214H256ZM263 215H264V213H263ZM262 215V216H263ZM35 216H36V214H35ZM173 216H175V215H173ZM185 216V215H184ZM180 217V216H179ZM26 218V217H25ZM264 218V217H263ZM260 219H262V218H260ZM28 220V219H27ZM36 220V219H35ZM259 220V219H258ZM41 221V220H40ZM262 221V220H261ZM264 221V220H263ZM29 222V221H28ZM32 223V222H31ZM37 223V222H36ZM261 223V222H260ZM42 224V223H41ZM45 226V225H44ZM151 227V226H150ZM152 228V227H151ZM150 228V229H151ZM155 228V227H154ZM260 228V227H259ZM150 229H149V231H150ZM218 229V230H217ZM196 229H194V231H195ZM201 230V229H200ZM203 230V229H202ZM258 230V229H257ZM197 231V230H196ZM247 231V230H246ZM152 232H154V231H152ZM157 232V231H156ZM193 232V231H192ZM261 232V231H260ZM155 233V232H154ZM160 233V232H159ZM162 233V232H161ZM164 233V232H163ZM172 233V232H171ZM200 233V232H199ZM262 233V232H261ZM264 233V232H263ZM63 234V233H62ZM201 234V233H200ZM256 234V233H255ZM158 235V234H157ZM160 235H162V234H160ZM169 235H171V234H169ZM204 235V234H203ZM245 235V234H244ZM243 235V236H244ZM254 235V234H253ZM258 236H260L259 235V233L257 234ZM62 236H66V235H62ZM172 236V235H171ZM199 236V235H198ZM251 236V235H250ZM255 236V235H254ZM261 236H263V235H261ZM143 237V236H142ZM154 237V236H153ZM153 237H151V238H153ZM156 237V236H155ZM154 237V238H155ZM164 237V236H163ZM197 237V236H196ZM200 237V236H199ZM162 238V237H161ZM255 238H256V236H255ZM262 238V237H261ZM261 238H260V240H261ZM59 239V238H58ZM66 239H68V238H66ZM159 239H160V237H159ZM164 239H165V237H164ZM167 239H168V237H167ZM170 239V238H169ZM257 239V238H256ZM263 239H264V236H263ZM263 239L261 240L262 242H263ZM152 240V239H151ZM160 240H162V239H160ZM159 240V241H160ZM166 240V239H165ZM164 240V241H165ZM171 240V239H170ZM193 240V239H192ZM238 240V241H237ZM251 240V239H250ZM53 241V240H52ZM56 241V240H55ZM64 241V240H63ZM67 241V240H66ZM248 241V240H247ZM252 241V240H251ZM254 241H257V240H253V242ZM61 242V241H60ZM148 242V241H147ZM146 242V243H147ZM170 242V241H169ZM168 242V243H169ZM190 242V241H189ZM258 242V241H257ZM257 242H255L256 244H257ZM64 243V242H63ZM140 243V242H139ZM151 243H152V241H151ZM157 243H160V242H158L157 241ZM157 243L155 244V245H157ZM248 243H249V241H248ZM251 243L252 242H250V247H252L251 246ZM254 243V244H255ZM261 243V242H260ZM47 244H49V243H46V246H47ZM52 244H56V243H52ZM68 243H65V245H66V247H68V245H67ZM255 244V245H256ZM261 244H264V242L263 243H261ZM260 244V245H261ZM58 245H60V243L58 244ZM65 245L64 244H61V246H62V250L63 249H65ZM150 245V244H149ZM159 245V244H158ZM162 244H160V246H161ZM173 245H174V243H173ZM187 245V244H186ZM254 245V246H255ZM45 246V245H44ZM51 247V246H53V245H48V247ZM167 246H169V245H167ZM257 246H259L258 244H257ZM263 246V245H262ZM58 247V246H57ZM57 247H54V250H57ZM60 247V246H59ZM171 247V246H170ZM261 247V246H260ZM260 247H259V250H261L260 249ZM150 248H152L151 246H150ZM156 249H159V247L157 246L156 247ZM160 249H161V247H160ZM168 249H169V247H168ZM248 249H249V247H248ZM255 249H256V246H255ZM257 249H258V247H257ZM263 249H264V247H263ZM42 250V249H41ZM46 250H47V252H48V249H45V253L42 255V258H44L45 260H48V262H49V264H52L53 262H52V258H53V261H54V259H56L57 258V256L56 257H54L53 255H56L57 253L56 252H53V255L52 254H48V253H46ZM66 250V249H65ZM122 250V249H121ZM154 250V249H153ZM174 249H172L171 250V252L173 251ZM180 250V249H179ZM182 250H184V249H182ZM50 251V250H49ZM52 251H53V247H52ZM58 251H59V249H58ZM57 251V252H58ZM61 251V250H60ZM155 251V250H154ZM157 251V250H156ZM178 251V250H177ZM181 251V250H180ZM246 251H247V249H246ZM252 251H255L254 253L256 254V253H258V252H256L257 250H253L252 249ZM23 252V251H22ZM161 252V251H160ZM163 252V251H162ZM167 252V251H166ZM184 251H182V253H183ZM262 252V251H261ZM40 253H43V252H40ZM54 253H56V254H54ZM173 253H174V251H173ZM181 253V254H182ZM249 253H251V252H249ZM263 253V252H262ZM24 254H26V255H28L27 254V252L26 253H24ZM155 254V253H154ZM160 254V253H159ZM179 254V253H178ZM242 254H244V253H242ZM253 254V253H252ZM264 254V253H263ZM262 254V255H263ZM183 255V254H182ZM251 254H248V256H250ZM22 256V255H21ZM53 256V257H52ZM150 256H152V255H150ZM159 256V255H158ZM158 256H157V258H158ZM164 256H166L165 254H164ZM167 256H168V254H167ZM254 256H256V257H258V256H260V252H259V255L257 256V255H254ZM23 257V256H22ZM30 257H31V255H30ZM41 257V256H40ZM113 257V256H112ZM153 257V256H152ZM151 257V258H152ZM161 257V256H160ZM159 257V258H160ZM181 257V256H180ZM245 257V256H244ZM262 257V256H261ZM35 258H38V257H36V255H35ZM147 258V257H146ZM169 258V257H168ZM247 258V257H246ZM249 258V257H248ZM259 258V257H258ZM263 258V257H262ZM32 259H33V257H32ZM32 259H29V261L30 260H32ZM39 259V258H38ZM153 259V258H152ZM252 259H254V258H252ZM257 259V258H256ZM59 260V259H58ZM142 260H143V258H142ZM163 260V259H162ZM165 260H166V257H165ZM165 260H164V262H165ZM172 260V259H171ZM170 259L168 260V261H171ZM173 260H174V256H173ZM242 260V259H241ZM244 261H245V259H243ZM258 260V259H257ZM256 260V261H257ZM264 260V259H263ZM57 261V260H56ZM145 261V260H144ZM150 261V260H149ZM167 261V260H166ZM240 261V260H239ZM253 261V260H252ZM37 262H40V260L38 261L37 260ZM43 262V261H42ZM142 262V261H141ZM147 262V261H146ZM156 262V261H155ZM243 261H241V263H242ZM249 262V261H248ZM248 262H247V264H248ZM54 263H56V262H54ZM58 263V262H57ZM145 263V262H144ZM154 263V262H153ZM166 263H168V262H166ZM172 263V262H171ZM173 263H174V261H173ZM254 263H255V261H254ZM257 264H258V262H256ZM260 263H262V261L260 262ZM44 264V263H43ZM48 264V263H47ZM136 264H138V263H136ZM147 264H149V263H147ZM159 264H162V263H159ZM169 264V263H168ZM239 264V263H238ZM250 264H252V263H250Z\"/></svg>", "mask_w": 264, "mask_h": 264}]
</instances>
